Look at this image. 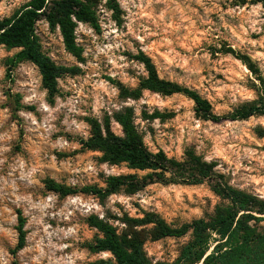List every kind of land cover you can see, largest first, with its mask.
<instances>
[{"label":"rangeland","instance_id":"rangeland-1","mask_svg":"<svg viewBox=\"0 0 264 264\" xmlns=\"http://www.w3.org/2000/svg\"><path fill=\"white\" fill-rule=\"evenodd\" d=\"M29 1L0 0V19ZM99 2L100 30L85 24L76 30L84 62L66 51L58 29L52 31L44 21L37 24L43 52L56 65L78 70L58 80L59 94L52 104L33 64L19 65L7 79L5 62L18 51L0 46V264H97L111 259L87 247L98 236L87 223L93 215L121 231V219L142 218L144 212L158 214L173 227L214 212L220 199L207 183L154 184L135 195L122 190L105 199L82 193L62 198L46 189L47 179L80 190L106 188L108 177L147 174L101 164L100 154L81 150L80 140L90 136L88 118L102 121L126 107L134 109L135 124L150 151L162 150L182 160L185 151L193 149L206 161L217 162L230 186L264 199V137L259 134L264 117L203 121L194 103L182 95L144 92L138 101L122 100L117 87L121 83L134 90L147 77L144 66L133 59L144 53L161 79L197 91L216 115L256 100V77L240 61L218 52L227 47L249 56L264 79L261 5H241L238 0H118V23L107 0ZM155 112L174 116L144 119V114ZM112 130L122 135L115 122ZM19 211L27 235L25 248L14 256ZM189 240L167 238L147 242L144 248L153 264H174Z\"/></svg>","mask_w":264,"mask_h":264},{"label":"trees","instance_id":"trees-1","mask_svg":"<svg viewBox=\"0 0 264 264\" xmlns=\"http://www.w3.org/2000/svg\"><path fill=\"white\" fill-rule=\"evenodd\" d=\"M99 1L30 0L11 17L0 19V46L9 51H18L5 62L7 79L11 78L12 72L19 65L33 64L39 71L42 88L46 90L49 102L54 103L59 94L58 80L66 75H75L78 70L56 65L43 52L37 24L44 21L52 31L58 29L66 51L79 62H84L83 49L77 44L76 30L79 24L100 30L97 16ZM238 3L261 5L264 9V0H238ZM106 7L113 13L114 20L120 23L122 10L118 0H107ZM218 53L240 61L256 77L259 82L258 86H254L256 100L238 106L227 115H216L212 104L197 91L161 79L155 64L144 53L133 59L144 66L147 77L140 79L134 90L118 83L119 97L122 100L138 101L144 92L163 97L182 95L194 103L197 118L214 123L264 117V79L257 64L249 56L232 48L224 47ZM173 116L155 112L153 115L144 114V119L165 120ZM135 118L131 107L114 112L111 116L106 115L102 121L88 118L90 136L80 140V146L82 152L100 154L98 160L101 164L126 166L131 171L147 172L144 177H108L106 188L87 186L80 190L47 179L44 182L46 189L62 198L82 193L105 199L122 190L128 195H135L154 184L199 186L207 183L220 203L212 214L180 227L169 225L154 212H144L142 218L126 216L121 219L124 228L119 231L110 222L93 215L87 223L98 232V236L87 247L93 254L112 256L97 264H153L144 248L147 242L187 236H190V240L174 264H264V199L230 186L225 176L218 171V163L206 161L193 149H187L182 160L169 158L162 150L153 153L144 143ZM112 122L121 127L122 135L112 130ZM259 134L264 137L263 130ZM17 214L18 244L12 251L14 256L25 248L27 235L24 230L25 219L20 211Z\"/></svg>","mask_w":264,"mask_h":264}]
</instances>
